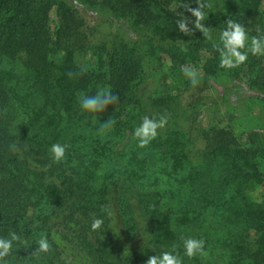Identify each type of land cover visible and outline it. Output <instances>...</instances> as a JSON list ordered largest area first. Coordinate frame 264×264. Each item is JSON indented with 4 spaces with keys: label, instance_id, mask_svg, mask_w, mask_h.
I'll return each mask as SVG.
<instances>
[{
    "label": "trees",
    "instance_id": "16d2710c",
    "mask_svg": "<svg viewBox=\"0 0 264 264\" xmlns=\"http://www.w3.org/2000/svg\"><path fill=\"white\" fill-rule=\"evenodd\" d=\"M262 4L0 0V237L9 232L21 237L3 264H68L51 225L53 208L64 206L65 192L46 181L45 170L75 178L77 211L93 236L78 244L89 264H146L137 252L124 257L117 249L105 211L112 190L129 235L137 223L126 191H135L153 224L157 254L175 249L183 264H202V255L184 256L183 239L192 237L205 242L204 253L219 252L228 264H264V199L251 195L263 182L264 128L239 137L230 129L202 128L209 90L218 103L247 97L264 105V56L249 54L239 67L224 69L214 47L227 20L242 24L250 37L264 34ZM198 5H203L207 35L194 27L187 10ZM184 18L187 33L177 24ZM102 26L108 36L96 44ZM204 51L211 57L203 65L204 78L193 86L184 68L199 65ZM88 55V63L80 64ZM164 60L176 87L149 94L150 79ZM100 87L110 88L118 102L103 113L83 112L81 95H94ZM186 94L191 100L183 106L180 98ZM161 115L167 125L139 147L134 128L145 116ZM109 119L110 130L101 134V123ZM55 143L69 146L60 162L49 153ZM22 153L35 156L41 169ZM93 218L103 219L101 229H91ZM41 235L51 247L33 254Z\"/></svg>",
    "mask_w": 264,
    "mask_h": 264
},
{
    "label": "rangeland",
    "instance_id": "374dc122",
    "mask_svg": "<svg viewBox=\"0 0 264 264\" xmlns=\"http://www.w3.org/2000/svg\"><path fill=\"white\" fill-rule=\"evenodd\" d=\"M264 11V5L262 4ZM174 9L178 11V6ZM52 25L54 27V15H51ZM108 28L102 26L96 33V44L102 42L108 36ZM201 63L196 66L184 68V74L187 72H195L197 80L204 78L203 65L210 59V53L204 51L201 53ZM90 56L79 58V63L86 65L90 60ZM170 63L164 60L160 67L155 70L153 77L150 79L148 93L153 94L160 88L161 92L168 91L170 87H176L170 78ZM187 76V75H186ZM188 77V76H187ZM223 81V77L221 78ZM173 91V92H172ZM171 92L176 94L174 90ZM170 92V93H171ZM177 95V94H176ZM206 97V105L203 107V123L202 128L214 126L219 129H230L236 136L247 134L253 130L264 128V105L253 99L241 97L234 103H218L216 95L213 90H209L204 94ZM191 98L186 94L180 101L183 106L189 104ZM180 103V104H181ZM22 157L26 158L22 153ZM28 159L33 168L41 169L40 164L35 156H28ZM44 171V170H43ZM45 179L47 182H52L60 186L65 192L64 206L61 209L53 208L51 216L52 235L59 247L62 259L68 264H89L88 257L78 246L85 237H93L83 228L82 217L77 211V204H75L76 197H78V187L75 185L72 173L66 174L45 170ZM262 185L256 187L251 191L254 199L261 201L264 199V163L261 167ZM126 190V188H125ZM131 203L134 205L137 231L134 234H127L125 228L118 217L116 211L117 194L112 190L109 197V210L111 215H107V225L113 236L117 249L126 257L132 251L137 252L143 261L146 263L147 259L157 254L152 245V230L153 224L144 215L140 208L136 193L133 190L126 191ZM75 193V196H74ZM72 195V196H71ZM75 204V205H74ZM85 220V219H83ZM88 233V235H87ZM228 257V256H227ZM202 264H228L227 258H222L221 253L211 250L201 256Z\"/></svg>",
    "mask_w": 264,
    "mask_h": 264
},
{
    "label": "clouds",
    "instance_id": "9594fccd",
    "mask_svg": "<svg viewBox=\"0 0 264 264\" xmlns=\"http://www.w3.org/2000/svg\"><path fill=\"white\" fill-rule=\"evenodd\" d=\"M203 5L197 8L189 7L187 10L195 18L194 27L204 32L206 35L208 29L201 23L205 19V13L202 11ZM179 30L183 33L189 31L188 19L184 18L177 21ZM259 33V30H258ZM216 51L219 53L220 67L224 69H233L239 67L248 59V55L264 56V34L250 37L246 28L234 21L227 20L226 27L220 32L219 40L214 44ZM190 82L193 86L198 83L195 72H187ZM119 97L114 94L108 87H100L94 95H81L79 98L80 107L83 112L88 114L103 113L110 105L118 102ZM168 123L166 116L158 118L145 116L142 122L134 128L133 136L138 146L143 148L150 144L158 136L160 129H163ZM113 121L111 119L101 123L100 132L103 134L110 130ZM66 144L55 143L49 149L50 156L54 162H60L65 158ZM108 215L110 210L105 209ZM104 221L100 218H93L91 229L93 231L101 229ZM17 242H21V237L15 232H9L6 237H0V264H3L4 258L8 257ZM205 242L202 239L184 238L183 249L184 256L193 258L197 255H204ZM51 247L49 239L41 235L36 241V248L33 254L47 253ZM146 264H183V258L176 252L161 251L159 254L150 256Z\"/></svg>",
    "mask_w": 264,
    "mask_h": 264
}]
</instances>
